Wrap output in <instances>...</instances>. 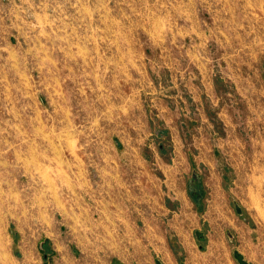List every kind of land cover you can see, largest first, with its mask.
Returning a JSON list of instances; mask_svg holds the SVG:
<instances>
[{
	"label": "rangeland",
	"instance_id": "rangeland-1",
	"mask_svg": "<svg viewBox=\"0 0 264 264\" xmlns=\"http://www.w3.org/2000/svg\"><path fill=\"white\" fill-rule=\"evenodd\" d=\"M264 264V0H0V264Z\"/></svg>",
	"mask_w": 264,
	"mask_h": 264
},
{
	"label": "crops",
	"instance_id": "crops-1",
	"mask_svg": "<svg viewBox=\"0 0 264 264\" xmlns=\"http://www.w3.org/2000/svg\"><path fill=\"white\" fill-rule=\"evenodd\" d=\"M79 264H85V263H79Z\"/></svg>",
	"mask_w": 264,
	"mask_h": 264
}]
</instances>
